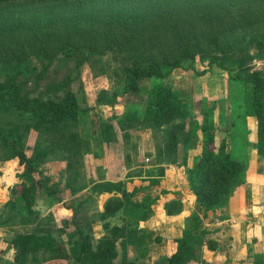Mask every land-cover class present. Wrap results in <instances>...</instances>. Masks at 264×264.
Returning a JSON list of instances; mask_svg holds the SVG:
<instances>
[{
  "label": "trees",
  "instance_id": "obj_1",
  "mask_svg": "<svg viewBox=\"0 0 264 264\" xmlns=\"http://www.w3.org/2000/svg\"><path fill=\"white\" fill-rule=\"evenodd\" d=\"M143 1L0 0V59L26 55L29 51H38L42 56L60 52L76 59L78 64V57L85 50L93 53L98 48L103 52L104 49L117 47L118 51L125 52L129 61L121 65L122 77L117 89L109 96H99L95 104L113 107L118 102V97L142 94L144 107L139 115L133 105L126 104L128 107L121 115L125 122L116 120V127L108 128V138L111 140V133H116V128L126 131L127 127L136 130L143 126L161 129L163 134L164 127H171L168 138L164 137L168 139V143L160 147L155 155V171L145 170L144 177L153 175L149 178V184L153 185L158 184L159 178L165 174L162 164L181 160L198 131L199 135L195 137L202 145L201 153L196 156L193 165H183L180 170L186 176L189 192L194 195L203 216H206L209 211L215 212L234 202L235 192L240 190L244 182L247 161L234 158L232 154V140L229 142L228 138L233 139L234 131L228 129L223 119L218 125L213 121L216 101H207L206 108L201 110L199 122L191 113L181 92L166 83V79L176 68L192 70L199 76L210 72L213 65L225 70L231 83L229 97L234 108L233 123L237 117L241 124H245L247 117L255 120L256 141L253 148L264 162V72L261 69L235 71L231 68L233 62L226 57H204L200 59L203 68L196 70L190 64L195 61L196 54L219 50L216 42L218 34L226 29L222 26L224 20L212 11L207 2ZM241 10L248 11V8L242 7ZM193 12L198 14L206 29L202 33L208 44L205 50L197 39L196 45H193L191 35L182 41L185 32L191 33L194 19L190 17ZM246 22V18L240 20V24ZM83 42L89 47L84 48ZM153 47H157V52L152 54ZM186 61L189 64L185 65ZM144 80L153 81V85L144 86ZM91 107L73 92L66 93L62 99L53 100L22 94L21 88L13 81H8L0 88V111L9 116L2 121V125L0 123V147L7 154L6 158H17L21 167L18 180L12 188L14 198L7 203L14 210L24 212L20 224L34 220L31 218L34 210L32 206L37 195L44 193L57 196L59 192L58 184L50 183L49 177L38 167L41 161L39 155L43 157L46 151H41L36 157L28 156L20 146V131L33 126V130L58 135L59 146L55 148L69 154L66 155V167L67 171L71 170L72 175L66 177V185L75 193L83 186L78 183L82 178L78 166L90 142L79 134L74 125L88 115ZM26 119L29 121L18 123ZM132 121L141 125H131ZM173 140L180 141L181 156L174 153L175 149L171 144ZM110 161L109 157L105 159L106 163ZM141 173L139 170L137 175H142ZM127 180L103 181L91 186L93 192L109 194L99 214L106 233L96 242L90 237L89 227L83 226L72 216L59 228L62 238L33 229L16 234L11 239L16 252L13 260L6 264H70L69 259L76 264H129L128 246H136L143 240L145 232L132 222L125 221L120 225L117 222L111 223L108 218L115 217L122 210L137 211L142 208L134 218L145 220L152 212L151 204L155 199L145 197L144 201L133 202L132 196L144 187L134 186L128 190ZM178 203L176 200L168 201L164 207L166 214L172 215L171 211ZM67 208L76 211L75 206ZM218 217L226 218L223 215ZM192 220L191 228L172 239L176 248L167 256L164 264H213L198 258L196 250L200 245L205 246L208 252L214 251V255L221 253L222 246L216 240L205 237L207 230L201 228V218L195 214ZM10 221L11 217L8 216L2 223L8 226ZM137 221L134 223L137 224ZM129 226L134 228L128 229ZM252 264H264V255L254 253Z\"/></svg>",
  "mask_w": 264,
  "mask_h": 264
},
{
  "label": "rangeland",
  "instance_id": "obj_2",
  "mask_svg": "<svg viewBox=\"0 0 264 264\" xmlns=\"http://www.w3.org/2000/svg\"><path fill=\"white\" fill-rule=\"evenodd\" d=\"M192 1L197 4L201 1L209 3L212 11L224 20L222 26L226 27L218 34L216 45L219 50L216 52L204 51L203 55L198 51L200 55H195V61L190 64L196 70L200 71L203 68L200 59L204 57H226L228 61L233 62L231 68L235 71L261 69L264 72V0ZM143 2L146 3L148 0ZM242 7L248 8V11L241 10ZM243 18H246L247 22L240 24V20ZM190 19H194L191 25V33L185 32L182 41L191 35L193 36V45H196L197 39L202 43L205 50L208 44L202 33L206 29L195 12L192 13ZM76 38L78 37L76 36ZM83 45L84 48L89 47L84 42ZM156 48L153 47L152 54L157 52ZM100 49L94 50L93 53L83 51L78 57V64L75 61L76 59L69 58L67 54L60 52L51 56H42L38 51H29L26 55H14V58L7 56L6 59H0V88L8 81H13L21 88L22 94L53 100L62 99L66 93L73 92L82 97L89 106H92L88 115L82 117L74 125L79 134L88 138L90 142L89 147L84 150L83 160L78 166L82 176L78 183L83 184V188H79L75 193H72L66 185V177L72 175L71 170L67 171L66 167V155L68 153L55 148L59 146L58 135L44 133L38 129L33 130V126L27 130L23 128L20 131V135H22L20 139L18 138L20 146L28 156L36 157L41 151H46L43 157L41 154L39 155L41 161L38 167L45 176L49 177L50 183H57L59 188V192L56 194L58 197L48 196L44 193L36 196L35 203L32 206L34 210L31 215L34 220L30 223L20 224L24 212L14 210L7 203L8 200L14 198L12 188L18 180L17 175L21 167L17 162V158L10 160L6 158L7 154L0 147V264H6L7 261L13 260L16 250L11 243V239L16 234L33 229L39 232H49L62 238L59 228L72 216H75V219L80 221L83 226L89 227L90 237L93 242H96L106 233V230L102 227V221L99 219V214L107 197L100 199V194L93 192L91 186L94 183L117 179L119 176L116 175V172L120 174L124 171L125 175L123 174L120 178L122 179L125 176L126 178L123 180H127L128 176L134 174L132 175L135 176L133 182L136 185L143 186L147 182L149 188L145 186L144 189L132 196L133 202H136L135 200H138L137 202L144 201L145 197L152 198V195L159 191L157 187L159 183L149 184V178L153 175L149 174V176L144 177V170L152 169L155 171L154 169L157 166L155 155L160 147L168 143V139L165 138H168L171 127H164L162 129L163 134L160 132L161 129L157 128L158 130H155L143 126L136 130L127 127L126 131L116 128V133H111V140L108 138V128L116 127V120L119 119L125 122L121 115L128 107L126 104L133 105L139 115L142 114L144 97L142 94H129L125 98L118 97V102L113 107L95 104L99 96H109L117 89L122 77L121 65L129 61L125 52L118 51L117 47L104 49L103 52ZM234 62H237V65ZM184 64H189V61L184 62ZM166 83L181 92L183 99L190 106L191 113L195 115L199 122L201 121V110L206 108L207 101H216L217 107L214 109L213 121L218 125L220 120L223 119L228 129L231 132L234 131L233 139L228 138L229 142L232 140V144L230 143V147L231 145L233 147L232 154L234 158L245 159L247 168L244 182L241 184L240 190L235 192V200L230 205L231 213L235 217H232L233 220H227L226 224L220 223L219 226L207 225V220L209 222L216 219L217 215L214 212L209 211L208 215L203 216V212L195 199H193V207H189L191 211L183 212L182 205H180L181 200L177 198L169 200V202L176 200L179 203L172 209V215H166L168 221L165 223L164 219L158 220L157 218H165L163 212L166 213L164 207L168 200L166 199L167 201L163 206L162 204L155 205V200L151 204L152 212L147 218L150 220V224L152 222L150 226L152 231H144L143 240L136 246H128V263L164 264L167 256L176 248V244L172 240H166L168 251H164L165 247L163 248V237L165 235L170 236L168 235L170 231L169 224L171 221L180 222L181 233H185L192 226V216L197 214L201 218V228L207 230L205 237L216 240L222 246L221 253L218 255H214V251L208 252L205 246H198L196 255L199 259H205L213 264H252L254 253L264 255V162L256 156V150L253 148V143L256 141V122L253 118L247 117L245 124H241L240 118L237 117L235 123H233L234 108L229 97L230 79L227 72L216 65L212 66L210 72H206L201 76L192 70L176 68L171 76L166 79ZM143 84L147 87L153 85V81L144 80ZM8 117L0 111L1 125L2 121L8 119ZM25 121L28 122L29 120H21L18 123H24ZM131 125L140 126L141 124L132 121ZM197 135H199L198 131L195 136ZM218 135L217 133L216 140H218ZM195 136H193L192 141L189 143L190 148L184 152L181 160L176 161V163L162 164L165 169L172 170L166 172L167 174L177 172L178 169H182L183 165L184 167L193 165L195 158L192 157L191 152L194 155V152L200 150L202 146H200V140ZM178 142L180 141L173 140L171 144L175 149L174 153L181 156L182 147H180L181 143ZM250 152H252L253 157L256 154L255 156L258 159L251 168L248 165L250 164ZM105 156L110 158V163L105 162ZM192 158L193 161H191ZM77 165L78 163L75 165V169H77ZM103 165H105V168H102ZM119 167L123 169L119 170ZM139 170L143 173L137 177ZM163 177L159 178V182ZM131 188L129 189L131 190ZM182 188L185 191L187 190V186ZM245 199H249L247 200L249 206H247L246 212L244 209ZM184 200H186V197H184ZM67 206H75L76 211L75 209H68ZM240 209L243 213L240 212ZM141 210L142 208L137 211L133 209L122 210L115 217H110L108 220L111 223L117 222L120 225H123L125 221H129L141 229L140 225L146 219L134 218V215H138ZM155 212L161 215L153 217ZM8 216L11 217V221L7 226L2 221ZM150 218H153L154 221ZM135 220H138L137 224L134 223ZM134 226H129L128 229L134 228ZM158 237L161 238L159 241H157ZM69 262L70 264H76L72 259H69Z\"/></svg>",
  "mask_w": 264,
  "mask_h": 264
},
{
  "label": "crops",
  "instance_id": "obj_3",
  "mask_svg": "<svg viewBox=\"0 0 264 264\" xmlns=\"http://www.w3.org/2000/svg\"><path fill=\"white\" fill-rule=\"evenodd\" d=\"M255 139H256V136H255ZM200 146H201V144H200ZM201 149H202V146H201ZM201 149L200 150H197L196 152H194V155L192 154V152H191V155H192V157L193 158H195L196 159V156H198L200 153H201ZM254 152V151H253ZM256 153V152H255ZM256 155V154H255ZM254 155V157L252 156V152H250V159H249V163L250 164H248L249 165V168H251V167H253L252 165H255V162H256V160H258L257 159V155L255 156ZM116 156H117V154H116ZM195 156V157H194ZM108 156H105V159L107 158ZM109 157H111L110 155H109ZM112 158V157H111ZM193 158L191 159V161H193ZM119 159V158H118ZM252 161V162H251ZM188 165H190L189 163H187ZM102 168H105V165H103L102 166ZM123 169V168H122ZM120 167H119V170H122ZM125 169V168H124ZM118 171V170H117ZM170 171H172V170H167V169H165V175H164V177L160 180V182H159V184H158V189H159V191L156 193V194H154V195H152V198L153 199H155L156 201V203H155V205H159V204H162V206H163V204L168 200H171V199H174V198H177V199H180L181 200V205H182V208H183V212H185V211H191V208H189V207H193V199H195V197H194V195H192L190 192H189V190H188V186H187V182H186V176H185V174L184 173H182L181 171L182 170H180V169H178L177 170V172L176 171H174V172H172V173H169V174H167L166 172H170ZM143 173V172H142ZM141 173V174H142ZM144 173H145V170H144ZM119 173H117L116 172V175L117 176H119V177H117V179H114V180H123V179H125L126 177L124 176L122 179H120L121 177H122V175L124 174L125 175V173H124V171L122 172V173H120L119 175H118ZM139 175H137V177H138ZM134 178H135V176H130L129 178H128V180H127V182H126V186H127V189L128 190H130L129 188H131V186H132V188L134 187V186H141V185H136V184H134ZM140 179V178H139ZM183 179V180H182ZM112 180V179H111ZM130 180V181H129ZM182 183H183V185H182ZM254 184V183H253ZM145 186H146V188L148 187L149 188V186H148V184H147V182H146V184H143V187L145 188ZM185 186H187V190L185 191V190H183V188L182 187H185ZM129 187V188H128ZM131 188V189H132ZM143 188V189H144ZM142 190V189H141ZM162 192V193H161ZM139 193H141V192H139ZM137 194V193H136ZM144 194H146V193H144ZM143 194V195H144ZM248 194V193H247ZM249 195V194H248ZM109 196V194H107V193H103V194H100V196H99V198L100 199H105L106 197H108ZM250 196V195H249ZM167 197V198H166ZM184 197H186V200H184ZM167 199V200H166ZM250 199V198H249ZM249 199H245V202H244V204H245V207H244V209H245V212L247 211L246 210V208H247V206H249V203H248V201L247 200H249ZM133 200H135V199H133ZM135 201H138V200H135ZM167 201V202H168ZM166 202V203H167ZM248 209V208H247ZM240 212L241 213H243L242 211H241V209H240ZM239 212V213H240ZM216 215H217V217H216V219H214V220H212V221H209L208 222V220L206 221V224L207 225H216V226H219V224L221 223V224H223V223H227V220H233V218L232 217H235L234 216V214H232L231 213V209H230V205H227V206H224V207H222V208H220V209H218V210H216V212H214ZM163 214H165V218H162V217H159L161 214H159V213H157V212H155V214H154V216L153 217H159V218H157L158 220H160V219H164V222L166 223L168 220H167V217H166V213L165 212H163ZM221 215H223V216H225L226 218H220V217H218V216H221ZM152 221H154V219L153 218H150ZM151 224H152V222H151ZM151 224H150V220L149 219H146L144 222H142L141 223V229L142 230H144L145 232H146V230L147 231H152L151 230V228H150V226H151ZM167 226V225H166ZM215 226V227H216ZM169 232H168V235H170L169 237H167L166 235L163 237V239H164V241L162 240V242L164 243V246H163V243H162V246H163V248L165 247V250L164 251H168V247L166 246V240L167 241H169V240H172L173 238H175L178 234H180L181 233V230H180V228H181V224H180V222H173V221H171V223L169 224ZM214 227V228H215ZM158 240L157 241H159L161 238L160 237H158L157 238Z\"/></svg>",
  "mask_w": 264,
  "mask_h": 264
}]
</instances>
